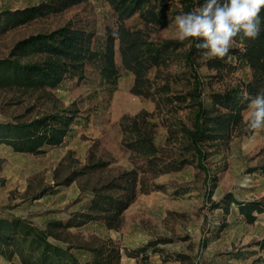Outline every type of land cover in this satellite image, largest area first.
<instances>
[{
  "label": "rangeland",
  "instance_id": "rangeland-1",
  "mask_svg": "<svg viewBox=\"0 0 264 264\" xmlns=\"http://www.w3.org/2000/svg\"><path fill=\"white\" fill-rule=\"evenodd\" d=\"M52 1L0 0V59L20 41L65 26L91 33L96 49L108 29H118L107 0L45 10L18 25L5 21V12L45 8ZM182 1L158 0L157 12L171 20L166 25L148 24L136 14L125 26L141 30L143 40L156 44L179 41L174 18L183 13ZM183 42L165 64L148 72L147 96L134 93L135 74L123 67L118 39L116 87L104 82L94 64L86 66L83 79L67 78L57 88L0 86V123H28L56 113L76 116L69 136L41 153L0 143V218H17L43 230L52 222L62 223L56 232L67 245L117 248L120 264H264V212H253L249 221L238 205L256 202L264 207V131L253 135L248 130L246 106L241 122L201 145L202 161L185 134V129L194 130L201 105L211 106L212 94L246 88L254 73L236 56L228 60L231 68L219 72L207 65L210 58L205 56L190 66L186 58L191 44ZM41 59L38 54L29 57ZM140 113L144 115L137 123L152 135L154 155L145 147L129 146L138 134L127 133L123 119ZM152 157L156 163L150 162ZM229 194L233 199L228 208ZM132 195L121 214L90 209L98 198L125 200ZM0 264L22 261L14 248L2 247Z\"/></svg>",
  "mask_w": 264,
  "mask_h": 264
},
{
  "label": "trees",
  "instance_id": "trees-1",
  "mask_svg": "<svg viewBox=\"0 0 264 264\" xmlns=\"http://www.w3.org/2000/svg\"><path fill=\"white\" fill-rule=\"evenodd\" d=\"M86 0H53L45 8L34 7L17 12H5L9 26L34 18L45 10L64 11L79 5ZM119 22L117 31L108 29L102 46L94 48L92 34L73 26H65L50 33H39L20 41L11 54L0 59V86L19 85L35 89L42 87L57 88L67 78L83 79L86 66L94 64L100 72L104 82L116 87L119 70L115 64V42L118 39L123 60V67L135 74L133 91L137 95L147 96L145 87L148 72L153 67H159L167 62L170 53L177 51L186 44L177 40H167L156 44L143 40L141 30H131L125 26V21L136 14L146 23L166 25L170 23L169 16L159 14L158 0H107ZM183 13L203 5L204 0H183ZM264 21V11L261 12ZM239 41V37L237 38ZM190 51L186 61L194 66L197 58L202 57V50L195 47L197 41L187 40ZM32 54L42 57L39 61H30ZM229 55L236 56L237 60L249 66L254 73V79L246 88H231L224 93H215L211 96V106L201 105L194 130L185 129L188 140L192 143L199 159L202 161L205 154L201 145L204 142L219 139L233 124L242 120V110L248 101L244 96L246 89L248 96L264 93V23L256 39H245L243 50L233 48ZM228 58H210L207 65L219 71L231 68ZM196 70L194 71V73ZM196 76V74H195ZM198 91L202 90L200 79ZM191 96H197L194 92ZM201 94L199 93L200 97ZM72 113V112H70ZM144 115L140 113L133 118L124 117L123 128L127 133L136 132L138 138L130 142L129 146L145 147L149 154L157 151L152 135L142 129L137 123ZM76 121L73 114L60 113L34 119L28 123H0V143L12 145L17 150L41 153L46 146L60 145L71 133L72 125ZM156 157L150 158L151 163ZM264 173V165L260 168ZM229 194L225 202L229 208ZM134 200H114L113 198H98L92 203V211L115 212L121 214ZM240 213L245 219L252 221L253 212H264V207L256 202L249 204L239 203ZM216 206V204H214ZM226 208L228 212L229 209ZM63 227L62 223L52 222L46 230L34 228L26 222L13 218H0V250L2 247H12L19 254L22 264H120L119 249L92 248L77 245H67L56 232ZM65 244H63V243ZM77 251V252H75ZM81 256V257H80Z\"/></svg>",
  "mask_w": 264,
  "mask_h": 264
},
{
  "label": "clouds",
  "instance_id": "clouds-1",
  "mask_svg": "<svg viewBox=\"0 0 264 264\" xmlns=\"http://www.w3.org/2000/svg\"><path fill=\"white\" fill-rule=\"evenodd\" d=\"M262 11L264 0H204L202 6L175 16V38L197 41L195 47L205 57L231 60V49L243 50L245 39L259 36ZM245 99L243 119L253 135L259 134L264 131V93Z\"/></svg>",
  "mask_w": 264,
  "mask_h": 264
}]
</instances>
